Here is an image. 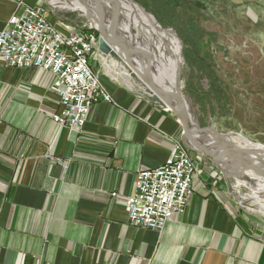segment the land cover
Instances as JSON below:
<instances>
[{
	"label": "crops",
	"instance_id": "crops-1",
	"mask_svg": "<svg viewBox=\"0 0 264 264\" xmlns=\"http://www.w3.org/2000/svg\"><path fill=\"white\" fill-rule=\"evenodd\" d=\"M20 5L46 6L0 0V29ZM124 68L94 55L111 100L92 106L73 136L52 119L60 110L54 77L0 59V264H264V221L206 157L194 155L182 214L160 232L127 222L136 175L162 165L182 130Z\"/></svg>",
	"mask_w": 264,
	"mask_h": 264
},
{
	"label": "rangeland",
	"instance_id": "rangeland-1",
	"mask_svg": "<svg viewBox=\"0 0 264 264\" xmlns=\"http://www.w3.org/2000/svg\"><path fill=\"white\" fill-rule=\"evenodd\" d=\"M185 1H195L198 4V26L202 31V42L199 45L201 56L209 55V58L208 55L205 56L206 63L211 65L217 78L226 86L229 95L227 105L216 107L214 112L207 109V105L201 107L196 96L200 94V89L208 88V81L202 77L198 68L192 65L190 57L194 46L186 37H181L182 41L180 39L179 41L183 63L180 86L182 95L190 103L197 127L202 130L214 129L218 134L229 137V142L233 144L238 145L240 137L251 145L264 146V0ZM47 3L52 7V9L47 7L48 15L55 24L63 21L57 17L58 15H67L72 23L89 29L85 12L92 23L97 25L95 11L76 9V5H70L69 1H65V5H70V10L53 6L49 1ZM120 21L121 18L118 17L116 25L119 31H121ZM155 21L157 23L156 19ZM161 28L175 32L168 26ZM105 30L110 35L107 27ZM131 32L136 34L133 29ZM134 41L141 42L139 38H135ZM120 53L124 55L125 49L122 48ZM133 58L138 57L133 56ZM138 62L143 61L138 59L135 64L137 65ZM103 67L101 66V69ZM126 72L130 73L128 70ZM203 133L200 139L207 144L210 143L209 139L218 142L225 138L212 132ZM189 153L192 159L194 155H198L190 151ZM199 156L211 161L207 156ZM218 170L223 174L220 169ZM224 171L232 172L230 169ZM229 180L243 207L259 220L264 221V189H261L264 181L248 171H243L239 178L232 177Z\"/></svg>",
	"mask_w": 264,
	"mask_h": 264
},
{
	"label": "built area",
	"instance_id": "built-area-1",
	"mask_svg": "<svg viewBox=\"0 0 264 264\" xmlns=\"http://www.w3.org/2000/svg\"><path fill=\"white\" fill-rule=\"evenodd\" d=\"M48 14L47 6L20 5L0 29V59L6 67L50 73L60 106L52 119L78 132L92 106L111 100L92 69L98 35L69 21L56 25ZM45 159L63 162L53 156ZM194 171L188 149L175 143L162 165L136 175L132 194L125 201L127 222L160 232L174 215L186 210Z\"/></svg>",
	"mask_w": 264,
	"mask_h": 264
},
{
	"label": "bare ground",
	"instance_id": "bare-ground-1",
	"mask_svg": "<svg viewBox=\"0 0 264 264\" xmlns=\"http://www.w3.org/2000/svg\"><path fill=\"white\" fill-rule=\"evenodd\" d=\"M47 1H49L51 5H57L59 8L63 9L70 10V5H76V9H86L87 12H96L94 4L91 2V0ZM65 1H69L70 5H65ZM110 1L112 4L105 3L107 9L113 11L115 8H117L118 15H116V17L121 18V21L119 22L121 23V31L118 30L119 33L132 45L136 51H138V58H133L134 62L137 63L138 59L143 61L138 62L137 68L139 71H141V73H147L155 85L167 94L170 103L178 112H182L187 115L192 131L197 134V139H200L204 133L198 131L190 103L184 98L181 91L179 70L183 61L180 54V41L172 33H167L162 31L160 28H157L155 19L150 15H145L137 5L126 0ZM96 21L98 25V16ZM131 29L135 30L136 34L132 33ZM135 38H139L141 42L135 43ZM116 49L120 53L122 48L117 47ZM123 73L129 76V73L126 71ZM229 139V137H225L220 139L218 142L209 139V144L217 146L220 150H223L225 147L230 145L242 148V151L236 153H216L218 160L220 159L223 169H230L231 171L242 173L245 171V164L240 159L243 158L245 161H247L246 163L254 165L259 163L253 157L254 155H252V153L260 155L264 159V146L255 144L251 145L239 137V140L241 141L238 143L240 146L239 147L237 144H233L232 142L230 143ZM244 149L246 150L245 152ZM248 151H252V153L250 154ZM261 189H264V185ZM253 198L256 199V197Z\"/></svg>",
	"mask_w": 264,
	"mask_h": 264
},
{
	"label": "water",
	"instance_id": "water-1",
	"mask_svg": "<svg viewBox=\"0 0 264 264\" xmlns=\"http://www.w3.org/2000/svg\"><path fill=\"white\" fill-rule=\"evenodd\" d=\"M108 2L112 4L110 0H91V2L94 4V7L97 12L98 16V25H95L90 20L87 13H85V18L87 23L89 24V29L95 31L98 35V41H97V49L95 51L96 57L98 61L100 62L101 58H104L106 60H112L118 64L123 65L125 68H127L130 71V76L133 78H137L140 80V82L148 89V91L152 94L153 98L157 101H159L162 105H164L166 108L169 109V111L174 115V117L177 119L181 126V143L183 146L188 149L191 153L207 156L211 159L212 163L222 171L224 177L226 180H229V178H239L242 173L232 171L231 173H228L226 171L223 172V169L220 163V159L218 160V157L216 156V153L219 152H239L242 151V148L234 147V146H227L223 150L219 149L217 146H213L212 144H207L201 141V139H197L196 133L192 131L190 127V123L188 120V117L186 114L182 112H178L170 103L168 96L165 92H163L161 89H159L151 77L147 73H141L139 69L137 68V65L135 64L133 60V56L137 57V52L132 45L121 36L117 29V17H116V11L117 8H115L113 11L108 10L104 2ZM130 3H133L137 5L132 0H126ZM46 6L49 9H52V7L47 3V0H44ZM138 6V5H137ZM141 11L145 15H150L146 11H144L140 6H138ZM105 8V11H104ZM105 25L110 31V35L105 30ZM156 27L160 28L162 31H165L167 33H172L178 40V36L175 32H173L170 29H162L157 23ZM116 37V38H115ZM117 47L124 48L125 53L122 55L117 51ZM181 73V68L179 70V74ZM198 131L201 132H212L215 133L217 136L221 137H227L218 134L214 129H199ZM75 132L72 133L73 136H75ZM246 150L244 149V152ZM250 154L252 151H248ZM254 155L253 157L259 162L256 165L246 163L243 158L240 159L245 164V171H248L251 175H255L256 178H260L262 181H264V159L262 156L257 155L255 153H252ZM241 157V156H240ZM262 167V169H261ZM260 168V169H259Z\"/></svg>",
	"mask_w": 264,
	"mask_h": 264
},
{
	"label": "trees",
	"instance_id": "trees-1",
	"mask_svg": "<svg viewBox=\"0 0 264 264\" xmlns=\"http://www.w3.org/2000/svg\"><path fill=\"white\" fill-rule=\"evenodd\" d=\"M132 1L151 14L161 27L172 28L181 41V37H186L194 46L190 57L192 65L197 67L202 77L208 81V88L200 89V94L196 96L201 107L204 108L207 105V109L214 112L216 107L227 105L229 95L226 86L217 78L211 65L206 63L205 56L208 54L201 56L199 45L202 42V31L198 26V4L195 1L185 0Z\"/></svg>",
	"mask_w": 264,
	"mask_h": 264
}]
</instances>
